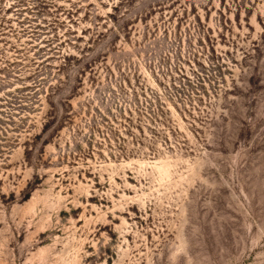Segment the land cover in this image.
Returning <instances> with one entry per match:
<instances>
[{"label":"rangeland","instance_id":"374dc122","mask_svg":"<svg viewBox=\"0 0 264 264\" xmlns=\"http://www.w3.org/2000/svg\"><path fill=\"white\" fill-rule=\"evenodd\" d=\"M0 264H264V0H0Z\"/></svg>","mask_w":264,"mask_h":264}]
</instances>
